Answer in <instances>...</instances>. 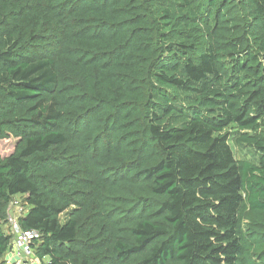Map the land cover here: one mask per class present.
Masks as SVG:
<instances>
[{"label":"trees","instance_id":"trees-1","mask_svg":"<svg viewBox=\"0 0 264 264\" xmlns=\"http://www.w3.org/2000/svg\"><path fill=\"white\" fill-rule=\"evenodd\" d=\"M8 138L0 264L18 195L46 264H264V0H0Z\"/></svg>","mask_w":264,"mask_h":264},{"label":"rangeland","instance_id":"rangeland-1","mask_svg":"<svg viewBox=\"0 0 264 264\" xmlns=\"http://www.w3.org/2000/svg\"><path fill=\"white\" fill-rule=\"evenodd\" d=\"M234 128H231L227 130V132L230 134L231 132H235ZM238 136H233L231 137V141L229 142L232 153L234 155V158L236 160H246L251 163L257 164L258 163V155L255 153L254 150H249L247 146L240 145L236 143ZM17 143V140L14 138H8L4 139L0 142V157L1 158H6L9 155H11L14 151L15 145ZM10 208V211L8 210ZM28 210L27 205L25 204L24 196H15L13 197L7 207H5V214L6 218L5 221L2 222L1 228L5 232V234H10V218L11 214L16 215L19 211H22L23 213H26ZM32 260L33 257H29ZM33 262V261H32ZM35 264H46V259L43 261L35 262Z\"/></svg>","mask_w":264,"mask_h":264},{"label":"built area","instance_id":"built-area-1","mask_svg":"<svg viewBox=\"0 0 264 264\" xmlns=\"http://www.w3.org/2000/svg\"><path fill=\"white\" fill-rule=\"evenodd\" d=\"M10 211V208L8 209ZM25 213L19 211L16 215L11 214L10 235L12 240L9 251L17 258L14 263L6 262L7 264H34L31 258L33 256L32 245L39 239L40 233L34 230H22L19 228L18 219Z\"/></svg>","mask_w":264,"mask_h":264},{"label":"crops","instance_id":"crops-1","mask_svg":"<svg viewBox=\"0 0 264 264\" xmlns=\"http://www.w3.org/2000/svg\"><path fill=\"white\" fill-rule=\"evenodd\" d=\"M3 260L6 262L14 263L15 261H17V258L12 254V252L7 251V253L3 257ZM35 262L37 261L34 259L33 263L35 264Z\"/></svg>","mask_w":264,"mask_h":264}]
</instances>
